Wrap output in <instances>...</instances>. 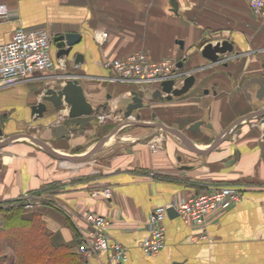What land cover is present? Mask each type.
Segmentation results:
<instances>
[{
    "label": "crops",
    "instance_id": "crops-1",
    "mask_svg": "<svg viewBox=\"0 0 264 264\" xmlns=\"http://www.w3.org/2000/svg\"><path fill=\"white\" fill-rule=\"evenodd\" d=\"M177 1L175 10L171 0H0L9 8V16L0 15V45L21 26L48 28L53 34L51 55L58 63L54 37L81 33L75 51L63 58L66 68L55 73L79 77L89 101L98 106L109 100L108 110L126 106L130 92L138 91L148 104L135 111L142 114L138 121L176 127L207 151L190 148L160 127L139 124L130 125L136 126L139 139L152 138L151 144L130 142L114 158V167L106 162V144L95 154L102 155L98 160L107 164L103 167L93 164V156L81 161L57 158L28 138L0 148V205L15 204L27 192L52 189V199L35 211L53 245L67 246L82 256L83 264H116L108 250L90 257L80 252L82 231L89 229L88 210L111 219L107 230L127 248L128 264H264V129L259 118L231 128L240 117L264 108V101L251 100L243 89L247 79L264 77V18L249 0ZM103 30L109 37L100 44L96 34ZM224 38L233 43V52L217 62L202 54L207 42ZM142 50L154 60L174 57L184 77L195 74L194 86L172 99L165 92L163 98H154L152 92L161 86L118 80L105 65L107 56ZM76 52L83 54L82 61H75ZM53 79L43 71L0 86L1 125L6 136L30 132L60 152L81 155L99 135L92 125L59 139L52 130L59 119L52 121L50 112L44 117L33 114ZM256 90L254 84V96ZM225 185L241 190L242 199L214 212L203 228L167 213L162 250L154 255L143 251L146 219L154 208ZM103 186L112 188V197L93 193Z\"/></svg>",
    "mask_w": 264,
    "mask_h": 264
},
{
    "label": "built area",
    "instance_id": "built-area-1",
    "mask_svg": "<svg viewBox=\"0 0 264 264\" xmlns=\"http://www.w3.org/2000/svg\"><path fill=\"white\" fill-rule=\"evenodd\" d=\"M250 6L264 18V0H249ZM0 15L9 16V8L0 5ZM98 32V31H97ZM109 32L106 30L96 34L100 44L106 42ZM53 34L48 28H17L12 38L0 45V86L10 85L19 80L30 78L38 72L47 71L53 76V82L65 74L55 73L57 69H65L67 62L60 58L57 63L51 55ZM105 65L115 72V78L125 82L161 85L166 79H176L180 84L184 75L178 72L177 61L169 56L154 60L149 52L137 51L121 57L105 58ZM65 78H62L64 80ZM107 114L99 115L100 122L105 121ZM157 150V146L153 145ZM105 198L113 196L111 187H98L93 192ZM243 197L241 190L225 185L211 188L188 198H179L169 204L154 208L146 219L148 235L142 240L143 251L148 255L159 253L166 240L165 218L168 208L175 207L185 222L199 227H206L208 218L217 211H225L239 202ZM20 202L28 210L34 209L37 197L25 195ZM89 229L82 231L79 250L85 256H93L102 251H110V257L116 264H128L127 248L110 237L108 228L111 219L93 210L85 212ZM207 235H203L206 237Z\"/></svg>",
    "mask_w": 264,
    "mask_h": 264
},
{
    "label": "water",
    "instance_id": "water-1",
    "mask_svg": "<svg viewBox=\"0 0 264 264\" xmlns=\"http://www.w3.org/2000/svg\"><path fill=\"white\" fill-rule=\"evenodd\" d=\"M171 3L175 7V10H177L179 6L178 1L171 0ZM81 39L82 35L78 32H67L55 36L54 41L58 47L57 57L65 58L71 56L75 51V46L80 43ZM233 50L234 45L231 40L224 38L216 42H207L202 48V54L212 62H217L222 59L224 55L233 52ZM82 60L83 54L81 52H76L75 61L79 62ZM65 61L67 62L66 59ZM181 63L182 62L179 63L180 66L182 65ZM62 78L65 79L62 80ZM176 81L177 80L174 78L162 81L160 85L161 87L154 90L152 92V96L154 98H163L164 92L167 99L181 96L187 93L194 86L196 82V76L194 73H188L187 75H185L180 84L176 85ZM254 84L257 85L255 96L250 91V88ZM243 89L251 100H254L255 98L259 101H264V77L253 76L247 79L243 85ZM130 94L132 95V99L125 106L124 116L126 119H131L134 116L136 117V119H140L142 116L141 112L135 114V111L148 107V104L145 102V98L141 96L138 91L132 90ZM48 102H51L52 105L49 106ZM109 104L110 101L107 100L98 106H94L89 101L84 84L81 82L80 78L77 76L65 74L63 77L58 78L56 82H54L52 85L50 84L46 88L42 99L33 106V114L38 117H44L50 112L48 117L52 121L59 119V122L52 124V130L56 138L64 139L70 138L74 131L84 133L89 125H93L98 121L99 115L106 111ZM65 109H67V113L64 116H61ZM252 118H259L260 123L263 125L264 129V108H259L257 111L240 117L235 122V124L231 126V128L239 125L244 120H249ZM130 124L160 127L162 130H166L180 137V139L190 148L198 152H207L206 150L198 148L183 131L176 127H170L161 122H146L138 120L126 121L118 125L110 135L105 136L97 141L90 150L81 155H71L60 152L56 148L52 147L48 142L34 136L33 134L23 133L4 137L5 133L0 122V137H3V140H0V148L12 143L15 140L28 138L34 143L43 147L51 155L57 158L71 161H81L94 156L104 147V145L114 134H116L123 127ZM198 124H200V122H196L194 125ZM216 142H214L213 146L216 144ZM168 214L169 216H175L178 215L179 212L175 207H169Z\"/></svg>",
    "mask_w": 264,
    "mask_h": 264
},
{
    "label": "trees",
    "instance_id": "trees-1",
    "mask_svg": "<svg viewBox=\"0 0 264 264\" xmlns=\"http://www.w3.org/2000/svg\"><path fill=\"white\" fill-rule=\"evenodd\" d=\"M23 231L35 235L39 242L35 244L36 252L32 250L26 255L19 249V233ZM0 264H83V261L67 246H54L41 214L17 203L0 205Z\"/></svg>",
    "mask_w": 264,
    "mask_h": 264
},
{
    "label": "rangeland",
    "instance_id": "rangeland-1",
    "mask_svg": "<svg viewBox=\"0 0 264 264\" xmlns=\"http://www.w3.org/2000/svg\"><path fill=\"white\" fill-rule=\"evenodd\" d=\"M121 109H123V110H121ZM124 109H125L124 104L122 106H120L119 108H113L111 110L106 109V111L104 112L105 114H107L106 120L102 121V122H100L98 120L97 122H95V124L92 125L93 128L96 130V133H99V135L95 136V138H94V140H95L94 144L97 141H99L100 139H102L103 137L110 135L111 132L118 125H120L126 121L137 120L135 116L132 117L131 119H126L124 116ZM36 130H38V128H36L35 131ZM27 133H30V132H27ZM36 133H38V132H36ZM138 134H139V132H138L136 126L128 125L127 127H123L121 130H119L116 134H114L112 136L113 139L112 140L110 139L106 143L105 149L103 151L105 153V156H106L105 159H108L106 162H108L109 166H110V164H113L112 167H114V165H115V162H114L115 159L114 158L120 154L119 152H123V150L128 148L127 146L130 142L135 141L134 143L142 142L141 144H148V145L151 144L152 138H147L146 140L142 139V138L139 139L138 137H140V136H136ZM36 136H38V135L36 134ZM92 143L93 142H91L89 145H93ZM91 148H92V146H91ZM101 156L102 155H99V156L94 155L92 157L93 162L95 161L93 164H95V165L97 164V167H98V165L100 167L101 166L102 167L107 166V164L100 163V160H98V159H100ZM105 187H107V186H105ZM108 187H110V186H108ZM52 191L53 190L50 189L47 192L46 191H35V192L31 191V192L25 193V195H33L34 197H37V200H39V201H37L36 206L32 210L35 211L39 205H41L42 203H45L46 201H49L50 199H52V197H51ZM25 195L22 197V200H20L19 202H16L15 204H17V203L21 204L20 202H22L23 199H26ZM35 212H37V211H35ZM19 236H21L20 237L21 241L19 242L18 246H19V249L23 252V254L27 255L32 250H34V252L37 251L35 244H37V243L39 244V242H37L34 234H32V233L29 234V232L23 231V232L19 233ZM23 236H25V237H23Z\"/></svg>",
    "mask_w": 264,
    "mask_h": 264
},
{
    "label": "bare ground",
    "instance_id": "bare-ground-1",
    "mask_svg": "<svg viewBox=\"0 0 264 264\" xmlns=\"http://www.w3.org/2000/svg\"><path fill=\"white\" fill-rule=\"evenodd\" d=\"M130 137V136H129ZM111 140L113 139V138H110ZM65 161H66V159H64Z\"/></svg>",
    "mask_w": 264,
    "mask_h": 264
}]
</instances>
